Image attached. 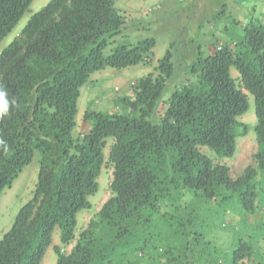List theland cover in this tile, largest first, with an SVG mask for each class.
Here are the masks:
<instances>
[{"label":"trees","instance_id":"1","mask_svg":"<svg viewBox=\"0 0 264 264\" xmlns=\"http://www.w3.org/2000/svg\"><path fill=\"white\" fill-rule=\"evenodd\" d=\"M34 1L0 0V45ZM117 1L51 0L0 54V85L16 101L0 117L8 146H0V199L40 154L33 196L0 240V264H42L57 228L63 245L75 240L78 215L99 191L109 139L112 197L70 254L54 247L57 264H264L253 244L264 242V214L255 230L243 229L245 239L238 235L230 255L208 241L211 217L233 213L240 227L252 226L263 191L264 21L251 19L237 42L183 51L179 64L167 50L157 74L138 79L132 97L117 98L116 111L87 108L89 130L75 138L81 90L92 75L147 64L156 46L152 38L116 43L133 26ZM181 74L187 79L170 91ZM249 96L256 165L234 179L201 148L234 157L248 132L239 118ZM156 250L162 258L151 257Z\"/></svg>","mask_w":264,"mask_h":264},{"label":"rangeland","instance_id":"2","mask_svg":"<svg viewBox=\"0 0 264 264\" xmlns=\"http://www.w3.org/2000/svg\"><path fill=\"white\" fill-rule=\"evenodd\" d=\"M50 1L35 0L32 3L29 12L1 43L0 54L16 38L20 37L31 16L39 12ZM115 6L124 17L133 22V26H130L123 35L116 38L117 44L120 42L136 44L140 40L152 38L155 39L156 46L147 64L122 70L107 68L92 75L88 84L81 90L77 128L73 133L75 138L89 130V125L85 122L87 108L90 107L97 111L102 109L106 111L116 110L117 98L131 96L138 79L150 73L157 74L158 60L166 54L167 50H171L174 56L173 62L179 64L183 61V51H198L200 46L201 51L207 53L212 47L211 44L215 42L221 44L228 39H235L237 42L244 35V26L251 19L264 21V0H160V2L154 3L148 0H118ZM243 14H249L246 20ZM113 47H109L105 54H110ZM189 59V57H185V65L191 64ZM233 73L235 72L233 71ZM186 79L187 77L181 74L178 80L169 83V90L172 91L175 86ZM91 98L93 103L88 105V99ZM249 103V111L239 118V121L248 126V132L243 131L238 138L237 151L234 157L218 159L207 148H201V151L210 156L215 163L229 166L231 176L234 179L242 175L248 166L256 165L257 142L254 126L257 120L252 96H249ZM161 108L163 109V107ZM112 144L113 140L109 139L105 150V164L98 180L99 191L90 197L92 208L84 210L78 215L75 240L70 245H63L60 230L57 228L53 233V244L47 251L42 264H57V255L54 251L56 246L61 248L62 253L70 254L80 233L88 227L103 205L112 197L111 184L114 169L109 161ZM39 169L40 154L36 153L33 162L24 169L12 187L3 192L0 199V240L11 229L21 207L32 198ZM262 189L256 204V213L251 217L252 226L240 227L239 219L234 217L233 213L225 216L217 215L215 219L210 218L212 228L208 231V241L219 248L221 256L231 254L238 240V235L245 239L243 229L246 231L256 229L257 221L264 214V186ZM213 214L211 211L210 216ZM261 241L260 237H257L255 240L253 239V244L258 256L263 258L264 242ZM151 257L154 259L162 258V253L159 250L153 251Z\"/></svg>","mask_w":264,"mask_h":264},{"label":"clouds","instance_id":"3","mask_svg":"<svg viewBox=\"0 0 264 264\" xmlns=\"http://www.w3.org/2000/svg\"><path fill=\"white\" fill-rule=\"evenodd\" d=\"M9 94L6 88L2 85H0V117L5 116L9 112L10 104L14 105L16 103L15 99H12L11 101L8 98ZM0 146L3 147V150L5 152L8 151V146L6 142L2 139H0Z\"/></svg>","mask_w":264,"mask_h":264},{"label":"crops","instance_id":"4","mask_svg":"<svg viewBox=\"0 0 264 264\" xmlns=\"http://www.w3.org/2000/svg\"><path fill=\"white\" fill-rule=\"evenodd\" d=\"M149 2L151 1V2H160V0H148ZM244 16H245V20L247 19V17H248V15L249 14H243ZM234 71V70H233ZM233 71H232V75H233V77H238V73L236 72V71H234L235 73H233ZM83 89V88H82ZM128 97V96H127ZM130 97V96H129ZM131 97H132V95H131ZM93 101V99L91 98V99H88V104L90 103V102H92ZM102 110H104V109H102ZM117 110V109H116ZM116 110H114V111H116ZM104 111H106V110H104Z\"/></svg>","mask_w":264,"mask_h":264}]
</instances>
